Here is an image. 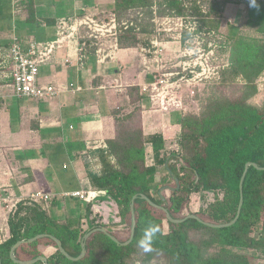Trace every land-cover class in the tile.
Instances as JSON below:
<instances>
[{
  "label": "trees",
  "instance_id": "1",
  "mask_svg": "<svg viewBox=\"0 0 264 264\" xmlns=\"http://www.w3.org/2000/svg\"><path fill=\"white\" fill-rule=\"evenodd\" d=\"M256 3V7L250 4L246 23L256 28L259 36H239L238 27L231 26L230 64L217 84L198 91L196 102H190L185 111L179 110L181 130L174 137L145 134L144 95L139 88H130V110L117 112L116 135L95 153L97 159L88 157L89 163L97 160L100 165L90 173L91 187L106 191V198L118 206L120 220H104L90 203L76 218H63L51 212L49 200H22L9 217L10 236L0 243L2 264H19L11 258V248L20 240L42 233L57 236L64 248L77 257L82 252L84 235L97 227L107 228L119 242L99 230L87 239L86 256L72 260L52 238L45 237L23 243L16 249V257L28 260L44 255L49 264H255L264 255V169L249 167L244 204L233 225L219 228L206 224L231 222L238 213L240 182L247 163L264 167V102L254 101L259 89L257 80L264 74V0ZM153 4L154 0L113 2L112 11L120 20L126 19L131 10H139V16L133 19L139 29L132 26L122 33V47L150 43L156 34L154 10L151 21L143 17L145 9ZM160 4L161 12L168 9L183 14L185 10L183 0H162ZM194 8L200 11L199 6ZM211 8L219 10L220 5ZM95 48L89 46L88 52L94 53ZM221 85H236L237 89L216 92L215 86ZM150 147L153 161L149 164ZM167 185L169 193H164ZM136 194H146L162 207L138 196L135 236L123 245L131 237V202ZM194 194L200 202L195 211L191 210ZM164 208L176 219L195 214L201 220L188 217L174 222ZM153 226L159 231L152 251L144 252L137 242L144 230Z\"/></svg>",
  "mask_w": 264,
  "mask_h": 264
},
{
  "label": "crops",
  "instance_id": "2",
  "mask_svg": "<svg viewBox=\"0 0 264 264\" xmlns=\"http://www.w3.org/2000/svg\"><path fill=\"white\" fill-rule=\"evenodd\" d=\"M62 1L65 0H60L59 4ZM57 2L0 0V58L8 53L15 38L21 40L25 49L29 40L55 39L57 20L66 16L56 11ZM71 5L72 12L77 14L86 10L78 0ZM140 46L122 47L115 61L100 62L95 52H88L83 63L70 65L64 64L67 50L59 49L40 67L42 83H53L63 89L52 98L18 96L11 80L0 78V198L9 196L25 200L35 191L50 193L56 195L47 203L51 212L57 216L59 211V217L63 218H76L84 213L88 203L97 213L101 212L100 207L110 208L113 203L106 198L107 193L93 202L65 193L92 188L90 173L100 165L97 160L89 163V155L97 159L95 153L107 144V139L116 135L117 112L130 110V88L140 90L141 83L152 79L143 69ZM135 55L136 60H133ZM132 60L135 61L133 65L130 64ZM126 66L129 71L124 76L128 70ZM117 81L124 85L122 89L102 87ZM71 83L82 89L70 88ZM143 105L145 134L163 133L171 138L181 130L179 120L171 116L175 111L150 110L146 96ZM149 152L148 156L153 159L151 147ZM3 212L0 200V215Z\"/></svg>",
  "mask_w": 264,
  "mask_h": 264
},
{
  "label": "built area",
  "instance_id": "3",
  "mask_svg": "<svg viewBox=\"0 0 264 264\" xmlns=\"http://www.w3.org/2000/svg\"><path fill=\"white\" fill-rule=\"evenodd\" d=\"M153 22L155 36L148 45L140 46V59L144 71L152 75L151 80L140 84V93L150 102V110L169 112L172 110H187V102L197 94L196 87L204 82L219 77L217 67L207 54H198L190 46L189 39L184 38V31L193 35L195 26L194 16L183 14H158L154 10ZM192 17L194 18L193 20ZM57 37L51 41L29 40L28 48L15 38L8 53L0 58V78H9L18 96L33 98H52L63 89L53 83L40 81L41 65L50 61L57 50L65 48L67 55L64 64L83 63L89 46H95L98 61H115L122 49L120 36L132 26H137L133 19L120 20L114 11L106 14L89 13L84 10L81 14L63 16L57 20ZM185 39V41H184ZM117 81L103 85V88H123ZM70 88L82 89L80 85L71 83ZM106 146V144H104ZM150 163H152L153 159ZM105 190L89 188L74 190L65 195L77 197L87 202H93ZM53 195L43 191L32 192L26 199L29 201L50 200ZM5 215H0V243L9 236V217L18 208L21 199L9 196L0 198Z\"/></svg>",
  "mask_w": 264,
  "mask_h": 264
},
{
  "label": "rangeland",
  "instance_id": "4",
  "mask_svg": "<svg viewBox=\"0 0 264 264\" xmlns=\"http://www.w3.org/2000/svg\"><path fill=\"white\" fill-rule=\"evenodd\" d=\"M59 1L56 3V11L60 14L66 15V17H69L70 15H76L77 12H72V1L75 2L76 0H65L62 1V4H59ZM80 1V5L82 7L86 8V11L89 13H103L106 14L112 7V4L114 0H78ZM185 10L183 15H190L194 16L191 20H193V23L195 26V31L193 32V35L190 34L188 31H184V38L189 39L192 46L195 51L198 54H207L211 57L212 63L214 66L217 67V70L219 71L218 75L219 77L215 80H210L207 82H204V85L200 87H196L195 89L200 92H202L207 86L213 85L214 83L217 84V80H220L222 77V73L225 70V68L230 64L229 61V48L231 49L232 46V37L231 34V26L235 25L238 27V35L239 36H249V37H258L259 33L257 32L256 28L251 27L247 25V19L249 16V8H250V0H183ZM162 0H154V4L150 8H146L144 12L143 20H150L152 19L153 10H158V14L161 15H168V14H175V11H169L163 10L161 12V4ZM215 4H219L220 8L219 10L213 11L211 7H213ZM194 6H199L200 11H196ZM112 11V10H111ZM138 11L137 9H133L128 13V16L126 19H135L138 17ZM83 13V12H82ZM177 14V13H176ZM142 18V16H141ZM184 39V41H185ZM21 41V40H20ZM58 51V50H57ZM135 52L134 50H132ZM57 53V52H56ZM55 53V55H56ZM133 60H136V55L133 57ZM130 64H135V61H133ZM131 65V66H132ZM126 69H128V66H126ZM129 69L124 73V76H126V73H128ZM130 73V72H129ZM143 78L145 79V75L143 74ZM258 93L256 94L254 101L257 104H262L264 102V74H262L258 80ZM215 84V85H216ZM218 86V85H217ZM215 86L216 92H224V93H230L236 90V85H233L230 87L229 85L225 86ZM14 99H11L10 101H13ZM196 102L193 100H189V103ZM187 102V107H188ZM175 112H172V115L176 120H178L179 116L181 115L180 112H176V110H172ZM179 111V110H177ZM185 111V110H184ZM171 112V111H169ZM150 154V152H149ZM150 158V157H149ZM151 162V160H149ZM171 162V161H170ZM62 183L64 180H60ZM167 188L164 189V193L167 190ZM169 193V191L167 192ZM213 198V194L209 195V199ZM62 198L59 197V200ZM202 203V200H201ZM199 197L195 194L192 196V203H191V210L195 211L199 208ZM101 205V202L99 203ZM106 205V203H105ZM101 213L106 220H109L111 217L112 220L119 221L120 218L117 216L118 212V206L116 204H111L110 208H107L105 206V209H102V207L99 208ZM65 216V213H63ZM5 215V211L2 214ZM58 217L61 216L59 211H57L56 214ZM103 218V219H104ZM167 226V225H166ZM116 228V227H115ZM51 248V247H50ZM50 248L48 251L50 252ZM53 249L51 250V252ZM255 264H264V255L262 257H259Z\"/></svg>",
  "mask_w": 264,
  "mask_h": 264
},
{
  "label": "water",
  "instance_id": "5",
  "mask_svg": "<svg viewBox=\"0 0 264 264\" xmlns=\"http://www.w3.org/2000/svg\"><path fill=\"white\" fill-rule=\"evenodd\" d=\"M252 165L255 166L256 168L264 169V167L259 166V165H258L257 163H255V162H248V163H247V165H246V169H245V171H244V174H243L242 179H241V182H240L241 198H240V203H239L238 213H237L236 217H235L231 222H228V223H219V224H217V223L206 222V224H208V225H210V226H212V227H219V228H221V227L231 226V225H233V224L238 220V218H239V216H240V214H241L242 206H243V204H244V181H245V177H246V174H247V172H248L249 167L252 166ZM138 196H141V197L147 199V200H148L152 205H154V206L162 207L161 205H158V204L154 203V202H153V201H152V200H151L146 194H140V195L136 194V195L133 197L132 202H131V210H132L131 237H130V239H129L128 241L123 242V243H122L123 245L129 244V243L133 240V238H134V236H135V232H136L135 200H136V198H137ZM164 210H165L166 213H167V217H168V219L171 220V221H174V222H181V221L185 220V219L188 218V217H197L195 214H190V215H188V216H187L186 218H184V219H176V218H173V217L171 216V214L169 213V211H168L166 208H164ZM197 218H199V217H197ZM199 219H200V218H199ZM200 220H201V219H200ZM99 230L106 232V233L109 234V235H110L115 241L119 242L118 238H117L116 236H114L113 234H111L107 228H105V227H97V228H94V229L88 231V232L84 235L83 242H82V252H81V254H80L79 256L76 257V256H72V255H71V254H70V253L64 248V246H63L61 240H60L57 236L52 235V234H48V233H42V234L36 235L35 237H32V238H30V239H28V240H20V241H18V242H17V243L11 248L10 255H11V258H12L15 262H17V263H19V264H33V263H35V262H37V261H39V260L43 261L44 264H49L48 258H47L46 256H44V255L38 256V257H36V258H34V259L23 260V259H19V258L16 257L15 251H16V249H17L19 246H21L23 243H26V242H33V241H36L37 239H41V238H45V237H50V238H52V239L56 242V244L58 245L60 251H61L64 255H66L68 258H70V259H72V260H80V259H82V258H84V257L86 256V253H87V248H86V243H87V242H86V241H87V239H88L93 233H95V232H97V231H99ZM0 264H2L1 256H0Z\"/></svg>",
  "mask_w": 264,
  "mask_h": 264
},
{
  "label": "clouds",
  "instance_id": "6",
  "mask_svg": "<svg viewBox=\"0 0 264 264\" xmlns=\"http://www.w3.org/2000/svg\"><path fill=\"white\" fill-rule=\"evenodd\" d=\"M250 4L253 7L257 6L256 0H250ZM159 229L157 227H148L144 230L142 236L138 240V246L144 251V252H150L152 251V243L153 240L158 233Z\"/></svg>",
  "mask_w": 264,
  "mask_h": 264
}]
</instances>
